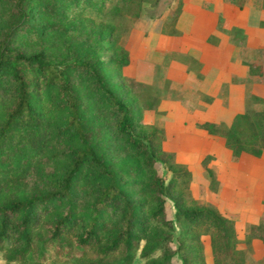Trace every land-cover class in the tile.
Returning <instances> with one entry per match:
<instances>
[{
  "label": "trees",
  "instance_id": "obj_1",
  "mask_svg": "<svg viewBox=\"0 0 264 264\" xmlns=\"http://www.w3.org/2000/svg\"><path fill=\"white\" fill-rule=\"evenodd\" d=\"M113 1L0 0L1 256L5 264H131L135 254L143 264H174V255L206 264L207 234L213 264H239L233 219L186 199L187 170L106 70L126 62ZM234 120V129L199 126L233 155L259 154L263 112ZM245 236L264 241V225L248 224Z\"/></svg>",
  "mask_w": 264,
  "mask_h": 264
},
{
  "label": "rangeland",
  "instance_id": "obj_2",
  "mask_svg": "<svg viewBox=\"0 0 264 264\" xmlns=\"http://www.w3.org/2000/svg\"><path fill=\"white\" fill-rule=\"evenodd\" d=\"M249 1L114 0L108 10L126 62L106 70L140 107L141 121L157 130L159 147L187 170L179 184L186 199L233 219L239 264H264V241L245 236L248 224L264 225V134L259 154L233 155L223 137L199 126L209 120L234 129L237 113L264 115V0L259 32L247 37L233 20ZM205 34L206 45L197 39ZM217 41L219 51L211 50L207 44ZM165 211L174 218L169 199ZM202 240L206 264H213L209 236ZM131 264L143 260L135 254Z\"/></svg>",
  "mask_w": 264,
  "mask_h": 264
},
{
  "label": "crops",
  "instance_id": "obj_3",
  "mask_svg": "<svg viewBox=\"0 0 264 264\" xmlns=\"http://www.w3.org/2000/svg\"><path fill=\"white\" fill-rule=\"evenodd\" d=\"M262 0H251L248 3H245L243 9L236 12L234 14V22L237 26L243 29V32L250 37L249 35L259 32L262 29L260 26V21L262 19V7L260 5ZM212 32L214 33V28L212 27ZM211 32V33H212ZM197 36V35H196ZM207 34L201 36H197V39H200L203 44L206 45ZM254 41H258L257 38L252 37ZM209 48L213 51H219L221 44L217 41L215 44H207Z\"/></svg>",
  "mask_w": 264,
  "mask_h": 264
}]
</instances>
